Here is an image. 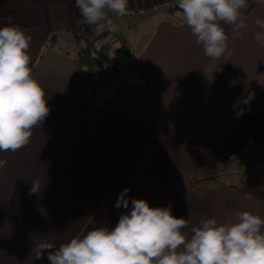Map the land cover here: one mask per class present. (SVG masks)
I'll return each instance as SVG.
<instances>
[{
    "label": "crops",
    "instance_id": "1",
    "mask_svg": "<svg viewBox=\"0 0 264 264\" xmlns=\"http://www.w3.org/2000/svg\"><path fill=\"white\" fill-rule=\"evenodd\" d=\"M245 15L231 54L210 59L179 9L123 18L109 32L78 23L75 0H0V27L32 37L30 67L50 109L26 147L0 152V264H50L47 251L32 259L36 243L58 247L114 228L132 199L171 205L174 216L190 218L189 232L210 217L232 222L242 210L264 216V197L233 187L241 185L238 153L249 139L264 147V44L254 40L264 5L249 0ZM77 25L120 60L110 84L97 79L94 92L80 82ZM249 93L250 104L234 107ZM212 173L220 180L197 181ZM33 179L41 190L29 194ZM125 189L129 207H118Z\"/></svg>",
    "mask_w": 264,
    "mask_h": 264
},
{
    "label": "clouds",
    "instance_id": "2",
    "mask_svg": "<svg viewBox=\"0 0 264 264\" xmlns=\"http://www.w3.org/2000/svg\"><path fill=\"white\" fill-rule=\"evenodd\" d=\"M264 5V0H255ZM183 23L191 30L210 59L229 52V40L242 37L249 0H174ZM81 20L88 26L118 30L112 16L130 14L128 0H75ZM254 40L264 44V19L257 18ZM227 26V27H226ZM228 28L231 29V35ZM32 37L16 25L0 27V152H16L30 143L33 129L40 127L50 109L45 91L30 67ZM232 85L236 81L231 82ZM249 93L240 103H251ZM241 110L238 115H243ZM7 161L0 159V169ZM29 194L41 190L39 179L31 181ZM125 189L117 206L129 207ZM114 228L95 227L58 247L42 239L32 259L47 251L50 264H264V216L238 211L234 220L215 217L191 227L190 218L176 217L168 207H152L147 200L132 199Z\"/></svg>",
    "mask_w": 264,
    "mask_h": 264
},
{
    "label": "trees",
    "instance_id": "3",
    "mask_svg": "<svg viewBox=\"0 0 264 264\" xmlns=\"http://www.w3.org/2000/svg\"><path fill=\"white\" fill-rule=\"evenodd\" d=\"M77 29L79 30L80 38H83L85 41L84 46H82L79 50V61L81 65L80 82L83 85L88 86L90 90L94 92L97 84L96 75L94 74L96 67L94 62V55L107 60L111 68H116L120 63V60L116 55L114 57H109L101 50L96 49L91 38L84 35L80 26L77 25ZM33 70L34 67L32 68V72ZM245 151H241L240 153H238V155L242 156L241 158H243L247 154L249 158L252 157V160L254 159V162L258 167L264 169V147L261 144H259L255 140L249 139ZM224 157L231 159V157L228 155H224ZM203 180H220V173H212L210 175H206L197 179V181ZM233 187L239 189L244 193L264 197V192L256 186L242 185Z\"/></svg>",
    "mask_w": 264,
    "mask_h": 264
},
{
    "label": "built area",
    "instance_id": "4",
    "mask_svg": "<svg viewBox=\"0 0 264 264\" xmlns=\"http://www.w3.org/2000/svg\"><path fill=\"white\" fill-rule=\"evenodd\" d=\"M128 6L131 9L130 14L124 17L112 16V19L117 24V21L123 18H136L146 15L151 12H157L161 10L174 11L178 8L174 6V0H138L134 2L128 1ZM108 31V30H107ZM111 32V31H109ZM118 32V30H117ZM94 62L96 66L95 75L99 83L106 86L111 82L112 69L107 62V60L100 58L99 56L94 55Z\"/></svg>",
    "mask_w": 264,
    "mask_h": 264
},
{
    "label": "rangeland",
    "instance_id": "5",
    "mask_svg": "<svg viewBox=\"0 0 264 264\" xmlns=\"http://www.w3.org/2000/svg\"><path fill=\"white\" fill-rule=\"evenodd\" d=\"M1 23H5L6 15ZM9 22V21H8ZM95 74V71H94ZM97 79V75H96ZM98 82V81H97ZM246 152V151H245ZM251 159V160H250ZM234 170L237 172V178L234 180L242 185L250 184L251 186H258L264 190V169L258 167L252 157H248L247 154L241 160L239 159ZM242 179V180H241Z\"/></svg>",
    "mask_w": 264,
    "mask_h": 264
}]
</instances>
